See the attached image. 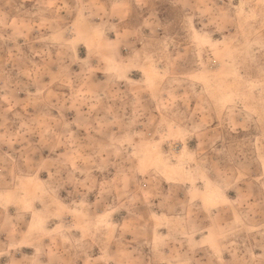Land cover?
Listing matches in <instances>:
<instances>
[{"label": "rangeland", "instance_id": "rangeland-1", "mask_svg": "<svg viewBox=\"0 0 264 264\" xmlns=\"http://www.w3.org/2000/svg\"><path fill=\"white\" fill-rule=\"evenodd\" d=\"M0 264H264V0H0Z\"/></svg>", "mask_w": 264, "mask_h": 264}]
</instances>
